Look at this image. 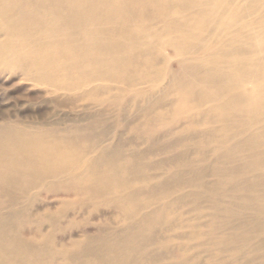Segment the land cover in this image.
I'll list each match as a JSON object with an SVG mask.
<instances>
[{"label":"rangeland","instance_id":"374dc122","mask_svg":"<svg viewBox=\"0 0 264 264\" xmlns=\"http://www.w3.org/2000/svg\"><path fill=\"white\" fill-rule=\"evenodd\" d=\"M82 1L81 16L62 11L57 18L52 7V18L44 12L32 34L16 19L32 21V7L0 0V126L38 135L52 157L19 204L22 238L37 237L47 264H66L75 242L102 233L130 235L137 264H258L251 258L264 235L250 229L254 239L245 243L238 224L251 217L236 218L237 202L221 195L232 192L228 171L244 158H227L239 139L226 137L219 115L187 96L193 60L205 58L188 40L205 34L217 57L251 24L250 13L236 23L197 15L181 39L170 33L183 31L203 5L189 0L185 18L176 20L162 1L163 13L149 8L139 17L143 33L135 40L121 38L104 51L94 38L106 24L103 8ZM110 177L119 184L99 189L96 182L107 186Z\"/></svg>","mask_w":264,"mask_h":264},{"label":"bare ground","instance_id":"6f19581e","mask_svg":"<svg viewBox=\"0 0 264 264\" xmlns=\"http://www.w3.org/2000/svg\"><path fill=\"white\" fill-rule=\"evenodd\" d=\"M80 1L82 0H23L32 7V21L24 14L16 19L22 21L23 25L27 22L26 25L33 28L30 32L38 34L40 21L45 17L44 12L48 11L50 18L53 10L57 18L62 11L67 15L70 11V16L79 17L82 15L83 4H87ZM162 1L169 5L166 9L174 14L176 20L185 18V14L181 12L187 10L185 5L189 0H96L95 3L100 9L103 8L101 16H105L103 21L106 22L105 25L100 23L102 30L101 26H97L94 38L98 49L107 51L121 38L135 40V36L143 33L139 17L145 18V14L150 12L149 8H154L153 11L158 14L163 13L166 9L160 6ZM197 1L203 5V9L200 10L199 5V11L187 25H183V31L175 30L171 35L184 39L190 34L192 19L205 13L215 18H231L234 23L244 14L250 13V17L252 16L251 24L242 27L237 41L233 39L229 44L219 47L217 57H212V51L205 43V34L202 40L200 35L196 40H188V46L203 52L205 58L193 60L195 66L192 67L196 74L190 77L187 90V96L198 97V107L205 105L208 114L219 115L217 121L223 125L226 137L239 139L232 142L231 148L224 147L227 158L235 153H242L244 158L228 171L229 181L234 184L232 192H222L221 195L231 197L237 202L239 211L233 213L236 218L242 217L245 212L250 215V219L241 220L238 224V229L246 233L243 240L248 244L254 239V232L264 235V0ZM134 6H139V11H135ZM35 16H39L38 19ZM211 25L212 22L206 23L202 28ZM261 26L263 28L258 30L257 27ZM237 31L232 30L231 34ZM229 34L230 31L227 32ZM183 43L186 44V40ZM48 155H44L38 135L19 128L0 126V196L3 197L0 207L9 208H0V264L48 263L49 254L43 251L37 237L32 242L25 241L22 238L23 231L18 226L24 215L19 204L27 196L29 188L38 185L44 160L52 158L51 153ZM47 165L49 166L46 163L45 167ZM109 180L110 184L107 186L96 182L99 189L107 191L112 189L115 182L119 184L113 177ZM130 227L129 234H134L136 231L132 223ZM250 229L254 230L251 234ZM110 237L112 238L106 239L102 233L86 239L84 243L75 242V250L66 252L63 262L137 264L131 236ZM257 252L251 261L264 264V239L259 243ZM55 258L52 257L49 261Z\"/></svg>","mask_w":264,"mask_h":264}]
</instances>
